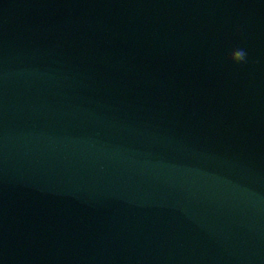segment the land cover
<instances>
[{
  "label": "water",
  "instance_id": "water-1",
  "mask_svg": "<svg viewBox=\"0 0 264 264\" xmlns=\"http://www.w3.org/2000/svg\"><path fill=\"white\" fill-rule=\"evenodd\" d=\"M0 264H264V0H0Z\"/></svg>",
  "mask_w": 264,
  "mask_h": 264
},
{
  "label": "clouds",
  "instance_id": "clouds-1",
  "mask_svg": "<svg viewBox=\"0 0 264 264\" xmlns=\"http://www.w3.org/2000/svg\"><path fill=\"white\" fill-rule=\"evenodd\" d=\"M238 31H239V29H238ZM229 58L235 63L244 64V63L248 62V60H247L248 53L243 48H236V49H233L231 51Z\"/></svg>",
  "mask_w": 264,
  "mask_h": 264
}]
</instances>
